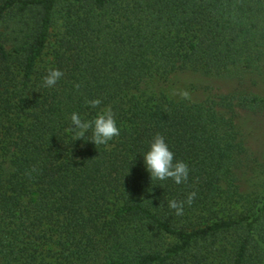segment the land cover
I'll list each match as a JSON object with an SVG mask.
<instances>
[{"label": "trees", "instance_id": "16d2710c", "mask_svg": "<svg viewBox=\"0 0 264 264\" xmlns=\"http://www.w3.org/2000/svg\"><path fill=\"white\" fill-rule=\"evenodd\" d=\"M183 76L232 89L168 93ZM108 105L120 135L74 141L71 114ZM247 115L264 117V0H0V264H264ZM156 133L186 183L152 181Z\"/></svg>", "mask_w": 264, "mask_h": 264}, {"label": "clouds", "instance_id": "9594fccd", "mask_svg": "<svg viewBox=\"0 0 264 264\" xmlns=\"http://www.w3.org/2000/svg\"><path fill=\"white\" fill-rule=\"evenodd\" d=\"M64 76L59 68H51L43 77L44 87H55L57 82ZM80 84H75L79 90ZM86 103L92 107H100L102 99L97 97L87 100ZM71 128L74 141H91L96 146L107 145L113 138L120 135L117 126L116 114L111 105L105 106L93 120H83L78 113L71 114ZM91 132L90 137L88 133ZM144 164L150 173L151 179L165 181L173 180L176 184L186 183L189 179V165L182 160H175V154L170 150L166 138L161 133H156L150 142V149L143 156ZM197 193L190 192L186 200H169L168 207L176 216L184 214L185 205L191 206Z\"/></svg>", "mask_w": 264, "mask_h": 264}, {"label": "rangeland", "instance_id": "374dc122", "mask_svg": "<svg viewBox=\"0 0 264 264\" xmlns=\"http://www.w3.org/2000/svg\"><path fill=\"white\" fill-rule=\"evenodd\" d=\"M193 78L183 76L180 83L167 85L166 90L178 98L189 99L200 102L209 95L227 93L232 89V83L222 80L197 81V87L192 86ZM246 134L252 165L256 171L254 174L245 177L244 190L251 192L256 190L264 182V117L247 115Z\"/></svg>", "mask_w": 264, "mask_h": 264}]
</instances>
